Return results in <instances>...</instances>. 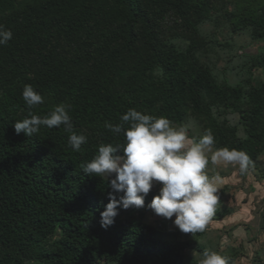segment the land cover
<instances>
[{
  "label": "trees",
  "instance_id": "obj_1",
  "mask_svg": "<svg viewBox=\"0 0 264 264\" xmlns=\"http://www.w3.org/2000/svg\"><path fill=\"white\" fill-rule=\"evenodd\" d=\"M213 8V0H0V25L13 33L0 44V264H25L30 250L47 246L41 264H195L186 250L202 232L117 216L102 227L109 180L80 165L101 145L126 143L124 131L105 124L121 123L132 108L174 125L192 118L217 150H242L249 167L256 163L264 152V51L250 64L262 70L260 82L250 67L241 82H218L197 56L199 27ZM171 24L189 44L165 33ZM231 24L264 39V0L231 14ZM25 85L44 97L34 115L70 106L72 131L87 137L79 151L64 125L16 133L29 113ZM158 194L150 191L144 207Z\"/></svg>",
  "mask_w": 264,
  "mask_h": 264
},
{
  "label": "clouds",
  "instance_id": "obj_2",
  "mask_svg": "<svg viewBox=\"0 0 264 264\" xmlns=\"http://www.w3.org/2000/svg\"><path fill=\"white\" fill-rule=\"evenodd\" d=\"M13 36L11 30L0 25V44H6ZM29 113L28 118L16 121L14 128L33 136L41 126L54 128L64 125L71 133L68 143L74 151H79L87 142V137L72 131L69 105L60 103L47 115H34L32 109L44 102L42 94L32 85H25L23 93ZM121 123H106L105 127L114 133L124 131L126 143L101 145L98 154L80 167L87 175L105 177L109 180L111 192L104 211L101 212V226L108 228L122 207L137 209L145 206V198L154 182H161L159 194L147 205L156 215L172 219L184 233L203 232L214 215L219 201L218 187L209 178L205 169L212 165H239L243 174L252 163L249 155L227 147L216 150L210 158L207 153L214 144V136L209 130L194 141L187 135L186 126H174L168 118L144 114L135 108L120 117ZM125 125H129L125 130ZM123 150L124 155L117 154ZM122 193L119 199L117 194ZM199 264H229L226 256L217 252L204 251Z\"/></svg>",
  "mask_w": 264,
  "mask_h": 264
},
{
  "label": "rangeland",
  "instance_id": "obj_3",
  "mask_svg": "<svg viewBox=\"0 0 264 264\" xmlns=\"http://www.w3.org/2000/svg\"><path fill=\"white\" fill-rule=\"evenodd\" d=\"M252 2L253 0H213L214 8L199 27V35L196 38L197 56L211 69L218 82L236 83L249 77L251 58L264 51V39H253L250 30L238 33L232 30L231 14L240 13ZM173 26L174 24L168 26L165 33L182 46L189 44L188 33ZM250 68L253 80L260 82L263 79L262 70L254 66ZM238 120L237 116L230 117L232 124L239 125V135L242 137L244 132ZM174 126H186L188 137L192 136L189 138L194 141L204 135L198 122L192 118ZM216 150L212 145L211 151L207 153L208 157L210 158ZM205 171L210 179L232 183L217 194L219 201L216 211L205 230L197 236L196 247L187 249L186 256L192 258L195 264H199L203 259V252L207 250L226 256L229 264H264V152L243 174L239 171L238 164L223 162L217 165L210 162ZM161 187V182H154L150 191H160ZM244 206L246 208L241 209ZM224 211L228 213L220 216ZM117 217L141 219L154 226L163 227L168 232L179 229L173 223L175 216L166 219L156 215L148 207H130L127 210L122 208ZM49 249L47 246L30 250L25 264H41L40 257Z\"/></svg>",
  "mask_w": 264,
  "mask_h": 264
},
{
  "label": "crops",
  "instance_id": "obj_4",
  "mask_svg": "<svg viewBox=\"0 0 264 264\" xmlns=\"http://www.w3.org/2000/svg\"><path fill=\"white\" fill-rule=\"evenodd\" d=\"M218 177L220 176V175H217ZM227 176V175H226ZM226 176H224V178L226 177ZM235 178H236V176H235ZM215 183H216V185H217V187H218V193H220L221 192V190H223V188L225 187V186H227V185H230L231 183H232V181H225V180H222V181H220V180H216V179H212ZM217 193V194H218ZM244 208H246L245 206L244 207H242L241 209H244ZM241 209H239V210H241ZM241 214V213H240Z\"/></svg>",
  "mask_w": 264,
  "mask_h": 264
}]
</instances>
